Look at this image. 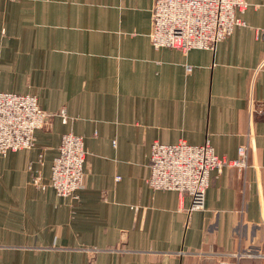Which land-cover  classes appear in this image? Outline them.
Returning a JSON list of instances; mask_svg holds the SVG:
<instances>
[{"label": "crops", "instance_id": "1", "mask_svg": "<svg viewBox=\"0 0 264 264\" xmlns=\"http://www.w3.org/2000/svg\"><path fill=\"white\" fill-rule=\"evenodd\" d=\"M246 2L214 51L183 53L151 46V0H0V93L68 116L0 156V264H216L264 244V0ZM250 99L257 169L211 172L190 215L188 195L149 188L154 142L236 159ZM67 133L86 151L74 199L32 183Z\"/></svg>", "mask_w": 264, "mask_h": 264}, {"label": "built area", "instance_id": "2", "mask_svg": "<svg viewBox=\"0 0 264 264\" xmlns=\"http://www.w3.org/2000/svg\"><path fill=\"white\" fill-rule=\"evenodd\" d=\"M247 6L246 0H151V46L155 50L171 48L183 53L214 51L219 41L230 36L233 29L243 23L237 14L243 13ZM262 113L263 107L250 99L245 141L237 148L234 160L217 156L208 141L200 146H191L182 140L172 145L154 142L150 149L146 184L155 191L188 195V215L203 210L211 172L233 167L239 176H244L248 168L257 169L249 158L254 153V115ZM54 116L64 122L68 120L64 110L57 114L43 112L32 95L0 93V156L31 148L35 131L48 129ZM85 156L83 138L63 134L51 165L49 182L43 183L36 175L33 185L38 189L51 187L62 198H76V192L85 182ZM96 251L94 248L88 250L89 253ZM213 258L216 264H230L231 261L241 264L246 259L261 261L264 260V244L232 254H214Z\"/></svg>", "mask_w": 264, "mask_h": 264}, {"label": "rangeland", "instance_id": "3", "mask_svg": "<svg viewBox=\"0 0 264 264\" xmlns=\"http://www.w3.org/2000/svg\"><path fill=\"white\" fill-rule=\"evenodd\" d=\"M40 130H43V129H40ZM87 254H91V253H87Z\"/></svg>", "mask_w": 264, "mask_h": 264}]
</instances>
